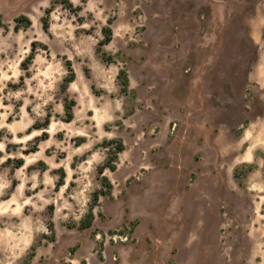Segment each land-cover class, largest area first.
I'll return each instance as SVG.
<instances>
[{"label": "rangeland", "instance_id": "rangeland-1", "mask_svg": "<svg viewBox=\"0 0 264 264\" xmlns=\"http://www.w3.org/2000/svg\"><path fill=\"white\" fill-rule=\"evenodd\" d=\"M71 3L0 0V264H264V0Z\"/></svg>", "mask_w": 264, "mask_h": 264}, {"label": "trees", "instance_id": "trees-1", "mask_svg": "<svg viewBox=\"0 0 264 264\" xmlns=\"http://www.w3.org/2000/svg\"><path fill=\"white\" fill-rule=\"evenodd\" d=\"M61 1L66 7L72 8L71 0H61ZM46 13H47V16L42 19L43 27L45 30H47L49 28L48 16L50 14V10L49 9L46 10ZM21 20H25L26 23H30V20L25 16L21 17L20 21ZM102 31L104 34V38L98 42V51L102 54V56L105 60H111L112 57H111V55L106 53V51L104 50V46L106 44H108L112 38V34H113L112 28L110 26H106L102 29ZM32 58H33V54H31L28 57V59H26L25 61H27L29 59L31 60ZM23 64H25V63L23 62ZM74 76H75L74 71L72 68H70V76L65 78L66 84H69L70 82H72L74 80ZM117 77H118V80L122 86L123 92L127 93L129 90L128 89L129 88V76H128L126 70L120 69ZM74 102L75 101H71L68 105H66V110L69 114L68 120H71V118H72V109L74 106ZM48 123H49V117H47L45 124L47 125ZM37 128H39V127H37ZM111 142L116 143V145H115L116 153H118L124 149V144H123L122 140H115V141H111ZM22 164H23V159L22 158L18 159L16 166H21ZM105 168H110L113 170L115 168L113 161H107V163L105 165L101 166L99 169L100 174H103ZM102 180L105 182V184H107L108 188L111 187V183L108 181V178L106 176H103ZM99 195H100L99 191L94 192L93 203L90 204L87 213L81 219V227L82 228H87V227H90L92 225L94 218H95L94 206L98 202ZM29 258L31 259V257H29Z\"/></svg>", "mask_w": 264, "mask_h": 264}, {"label": "crops", "instance_id": "crops-1", "mask_svg": "<svg viewBox=\"0 0 264 264\" xmlns=\"http://www.w3.org/2000/svg\"><path fill=\"white\" fill-rule=\"evenodd\" d=\"M250 158H251V153H250L249 151H248V152H245V153H244V159H245L246 161H249Z\"/></svg>", "mask_w": 264, "mask_h": 264}]
</instances>
